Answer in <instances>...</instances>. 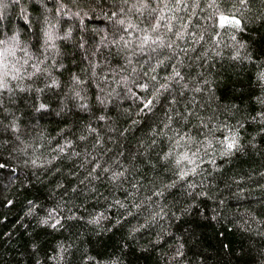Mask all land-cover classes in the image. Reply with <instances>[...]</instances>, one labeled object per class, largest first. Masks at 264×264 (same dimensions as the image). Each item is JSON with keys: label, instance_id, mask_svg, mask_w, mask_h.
<instances>
[{"label": "trees", "instance_id": "trees-1", "mask_svg": "<svg viewBox=\"0 0 264 264\" xmlns=\"http://www.w3.org/2000/svg\"><path fill=\"white\" fill-rule=\"evenodd\" d=\"M61 5L65 7L61 8ZM119 7L118 0H19V3L15 0H0V12L3 13L0 17V58L16 63L18 67L27 60L22 75L32 72L33 65H39L40 68V71L30 78L24 75L22 80L12 81L5 77L7 87L0 88V164L5 165L0 168V264H23V261L17 258L21 253L27 259V264H35L37 253L43 257L44 264H51L48 252L57 251L52 247V243L58 237L48 235L46 229L34 232L36 239L25 235L21 230L22 224L28 223L29 227H32L27 216L17 224L23 215L24 207H31L24 205L25 200L34 196L43 198L46 195L36 184L32 185L34 191L28 188L21 191L20 187L26 181H36L37 176L43 179L42 173L47 175L56 167H60L61 171L52 177L49 183L62 177L66 187L60 189L56 197L49 201L54 206L56 198L64 196L71 185L76 183L64 175L65 171H79L75 165L82 162L87 152L92 151L95 135L90 136L87 141L78 140L80 135L85 134L87 127L90 125L97 128L105 138L106 147H112L108 137H118V132H109L108 129H119L120 121L125 115L123 110L130 107L132 101L129 100L127 89L114 81L128 75L130 68L125 67L126 52L107 44V41L102 43L100 38L107 32L111 39H116L123 31L114 21L109 22L102 18L105 12L110 16L112 11ZM80 9L87 11L91 19L85 17L83 11L80 16L72 14ZM149 22L150 19L146 18L145 23ZM201 51L203 45L192 54V60L185 57V62L190 67L183 68L182 74L185 75V81H190L195 76V83L204 80L209 83L202 84V91L199 93L184 91L182 95L179 86L174 84L162 98L165 106L162 111L172 107L168 100L175 96L176 106L173 113L179 111L181 115L174 116V127L197 139H201V134L205 132L200 126L201 121L208 123L209 129L212 127L211 122L223 123L225 119L237 128V121L245 124V128L240 129L243 136L240 141L241 148L231 157L218 160L217 165H223L221 172L207 176L208 193H215L216 200L198 201L205 206V216L209 213L215 215L213 208L219 212L216 224L220 227L217 229L210 219L206 222L199 221L196 218L199 209H195L192 219L169 225L172 234L164 236L162 243H149L159 227L149 226L136 234L141 244L149 245V250L137 252L139 245L134 247L133 243L129 242V251L124 252L119 243V240L123 239L124 226H121V236L116 242L112 236L105 243L101 242L100 238L92 241L89 236V253L97 260L112 261L118 258L117 264H255L257 256L264 260V254L259 250L264 247V239L254 238L239 227L243 224L247 228L248 224L244 223L246 220L250 224L254 223L253 215L264 220V175H261L264 173V123H260L261 117L257 116L258 112L264 113V81L259 78L260 72L264 70V34L256 39L249 35L243 55L251 56L250 60H229L228 50L224 57H213L205 67L203 59L195 62V56ZM166 52L165 48L158 49L157 53H140L133 56V62L139 64L147 61V70L153 59ZM197 67L202 75L198 74ZM164 72L165 69L162 68L161 73ZM53 80L57 86L49 87ZM77 80L83 83H77ZM209 84L212 90H209ZM189 86L191 88L195 84ZM77 92L83 99L76 96ZM41 104L46 107L40 108ZM186 109L191 111L192 115L185 121L183 116L187 115ZM101 115L105 120H99ZM253 117L256 119L253 120ZM13 123L15 131H12ZM150 124H156L157 130L161 127L156 118L151 120ZM146 137L147 131L142 133L140 138ZM65 139L73 140V148L81 153L80 157L71 161L67 157H61L47 171L34 169L26 163L34 151L43 158L51 148ZM167 146L165 139L161 138L158 145L149 152L148 159L152 160L155 167L145 163L144 157L138 155L137 164L140 170L136 171L137 164H133L129 172L134 175L120 183L131 190L130 185L136 178H140L143 185L174 179L169 164L159 160V153ZM72 150H68L69 154ZM98 150L103 154V149ZM119 151L120 145L117 143L114 151L105 156V162H111ZM129 162L130 154L126 153L124 163ZM114 167L118 169L119 165ZM204 167L211 172L208 165ZM88 170H91V165ZM85 174L80 172L78 179ZM96 175L100 176V172ZM106 178L107 174L97 182V186L98 189H107L105 195H111L114 189H109L108 185L104 184ZM236 180L242 182L236 183ZM182 186L181 184L166 195L164 203H168L169 199L173 204L178 201L187 203L186 194L180 191ZM241 189L245 191L242 195H237ZM141 192H144L143 187ZM116 195L123 199L128 193L121 188L116 190ZM11 198H15V203L6 208L7 199ZM191 199H196L195 194ZM64 200L68 202L66 206H71L70 202L73 201L76 204L84 202L79 192L64 196ZM220 200L224 201L223 205L219 204ZM87 207L92 208L93 205L89 204ZM38 211L42 212L43 209ZM142 211L147 212V208ZM132 221L143 222L142 217L136 216L125 221V225ZM230 225L233 226V231H229ZM83 227L79 221L66 222L67 233L62 232L59 235L63 237V241L71 243ZM184 228H188L187 231H184ZM8 232H11V235L6 237ZM221 232L224 233L222 239ZM236 233L241 241H238ZM47 235L44 240L43 237ZM245 241H251L255 247H250ZM29 243L38 244L35 252L30 251ZM224 243L228 244L231 253L223 252ZM180 244L184 245L183 249H180L183 256L176 259L175 253ZM84 246L85 241L79 240L66 264H80L86 254L83 251ZM236 247L246 249L244 257H235ZM6 252L12 253L11 259Z\"/></svg>", "mask_w": 264, "mask_h": 264}, {"label": "clouds", "instance_id": "clouds-1", "mask_svg": "<svg viewBox=\"0 0 264 264\" xmlns=\"http://www.w3.org/2000/svg\"><path fill=\"white\" fill-rule=\"evenodd\" d=\"M15 2L19 3V0H15ZM118 2L120 7L112 11L110 16L105 12L102 18L109 22L114 21L123 31L116 39H111L108 33L104 32L100 39L102 43L107 41V44L126 52L125 67H129L130 71L128 75L121 76L114 83L123 85L127 89L129 100L132 103L130 107L123 110L125 115L120 121L119 129L112 127L108 129L109 132H118V137H108L112 147H106L104 136L98 132L97 128L90 125L85 134L78 137L79 141H87L92 135H95L96 139L92 145V151L87 152L82 158V162L75 165L79 171L73 172L71 169L65 171L64 175L76 183L71 185L64 196L79 192L84 202L76 204L73 201L70 202L71 206H66L68 202L64 200V196H61L56 198L54 206L49 203L52 198L56 197V193L60 189L66 187L62 177L51 184L49 183L51 178L61 171L60 167H56L47 175L42 173L43 179L41 176H37L36 181L39 183L29 180L20 187L21 191L24 188L34 191L32 185L36 184L41 192L46 194L43 198L34 196L25 200L24 205H31V207H24L23 215L17 224L21 223L27 216L32 227L30 228L28 223L22 224L21 230L25 232L26 236L36 239L33 233L46 229L48 235L58 237L52 243V247L56 248L57 251L55 253L48 252V259L51 264H66L71 259V253L75 250L77 242L81 239L85 241L83 251L86 254L81 259L80 264H90V262L91 264H117L118 258H114L112 261H100L91 255L89 253V236L92 241L100 238L103 243L112 236L116 242L117 238L121 236V226H124L123 239L119 240L122 251H129V242H132L134 247L139 245L137 252H147L149 245L141 244L137 238V233L149 228V226H159L156 235L149 243L160 244L163 242L164 236L172 234L169 225L173 222L177 225L181 220L192 219L195 209H199L198 217H196L199 221L206 222L210 219L219 229L220 226L216 224L219 212L213 208L212 212L216 214L209 213L208 216H205V206L198 201L216 200L215 193L213 195L208 193L207 176L221 172L223 165L218 166V160L231 157L241 148L240 141L243 136L240 129L245 128L243 122L237 121L239 124L237 128L225 119L223 123L211 122L212 127L209 129L208 123L201 121L200 126L205 129V132L201 134V139H197L174 127V116L181 115L179 111L173 113V108L176 106L175 96L168 100L172 107H168L166 111H162L165 108L162 98L165 93L172 89L174 84L179 86L182 95L184 91H189L192 94L199 93L202 91L201 85L209 83L208 80L195 83V76L190 81H185V75L182 74L183 68L190 67L186 64L185 57L192 60V54L201 45H203V51L195 56V62L203 59L205 67L212 61L213 57H224L228 50H230V55L227 56L229 60L252 59L251 56H244L243 52L250 34L254 39L264 34V0H227V2L226 0H118ZM63 7L65 6L61 5V8ZM81 11L84 12L85 17H88V12L84 9L72 14L80 16ZM2 16L3 13L0 12V17ZM88 18L91 19V17ZM146 18L150 19L149 23H145ZM83 22V17H81V23L83 24ZM165 48L167 49L166 54L158 55L153 59L147 70H145L147 61L139 64L133 62V56L148 51L157 53L158 49L163 50ZM25 64H27V60L20 63L18 67L16 63L0 58V88L7 87L5 77L12 81L22 80L24 75L30 78L40 71L39 65H33L32 72L22 75ZM93 67L95 68V65ZM162 68L165 69L164 73H161ZM197 72L202 75L199 67H197ZM259 78L264 81V70L260 72ZM77 83L83 82L77 80ZM190 84H195V86L190 88ZM48 86H57L56 81L53 80ZM209 90H212L211 84H209ZM112 91L114 92L115 88ZM76 96L83 99L78 92ZM45 107L44 104L40 105V108ZM185 111L187 115L183 116V119L186 121L192 113L187 109ZM257 116L261 117L259 122L264 123V113L258 112ZM154 118L161 125L159 130H157L156 124H150ZM252 119L255 120L256 118L253 117ZM99 120L103 121L105 117L101 115ZM15 130L13 123L12 131ZM146 131L147 137L141 139V134ZM217 133H222V135H217ZM161 138L165 139L168 146L159 153V160L161 163L169 164V170L175 178L166 182L161 180L149 185H143L141 179L136 178L131 183V190H129L120 182L122 180L127 181L129 176L134 175V173L129 172V169L133 164H137L138 155L144 157L145 163L155 167L152 160L148 159V154L158 145ZM117 143L120 145V151L112 158L111 162H105V156L114 151ZM73 144V140L65 139L51 148L43 158L36 155L34 151L26 163L34 169L39 168L47 171L61 157H67L71 161L81 156L80 152L74 150ZM69 149H73L70 154ZM98 149H103V154ZM126 153L130 154L128 164L124 163ZM89 165H91L90 171L88 170ZM114 165H119V168H115ZM204 165H208L211 172ZM3 167L5 165L0 164V168ZM139 170L140 167L137 164L136 171ZM98 171L100 176L96 175ZM80 172L86 174L78 179ZM105 174H107V178L104 180V184L108 185L109 189H114L111 195H105L107 189H98L97 186V182ZM235 182L241 183L242 181L236 180ZM181 184L183 186L180 191L186 194L188 202L178 201L173 204L172 200L169 199L168 203H164L165 196ZM42 185L47 187H42ZM81 185H83L82 188ZM141 187L144 188V192H141ZM121 188L128 193L123 199L116 195V190ZM197 189L200 190L197 191ZM244 191L245 189H241L236 194L242 195ZM194 194L196 199H191ZM14 203L15 198L7 199L5 207L10 208ZM223 203V200L219 201L220 205ZM89 204L93 207L88 208ZM145 208H147V212L142 211ZM38 209H43V211H38ZM81 213L85 214L81 215ZM136 216L142 217L143 222L132 221L125 225V221ZM33 217H35L34 220ZM252 220L254 223L251 224L247 220L244 222L248 224L247 228L240 224L241 231L252 235L254 238L264 239V220L254 215ZM74 221L81 222L84 227L75 240L67 243L59 234L62 232L66 234V222ZM187 229L184 228L183 230L187 231ZM229 231H233L232 225L229 226ZM10 235L11 232L5 234L6 237ZM48 235L43 237L44 240ZM236 235L238 241H241L237 233ZM223 237L224 233L221 232L220 238ZM245 243H248L250 247H255L251 241H245ZM37 247L38 244L36 243H29L28 245L32 252H35ZM183 247V244L179 245L174 258L179 259L183 256V252L180 251ZM259 250L264 254V247ZM245 251L246 249L242 247H236L235 257H244ZM223 252L231 253L227 243L223 244ZM6 255L9 259L12 258L11 252H6ZM253 255L255 254L253 253ZM17 258L21 259L23 264H27V259L23 253ZM255 258V264H264V260L260 257ZM35 264H44L43 257L39 253H37Z\"/></svg>", "mask_w": 264, "mask_h": 264}]
</instances>
